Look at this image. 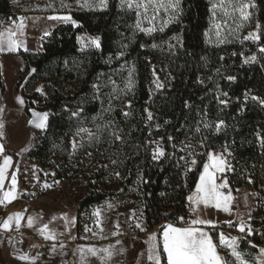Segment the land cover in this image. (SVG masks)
<instances>
[{"label": "trees", "instance_id": "obj_1", "mask_svg": "<svg viewBox=\"0 0 264 264\" xmlns=\"http://www.w3.org/2000/svg\"><path fill=\"white\" fill-rule=\"evenodd\" d=\"M248 1L250 17L242 29L215 40L210 0H181L179 13L171 10L165 22L152 27L120 0H107L104 7L92 0H0V19L8 22L20 15L70 14L79 24L56 27L37 53L19 52L21 77L36 70L23 95L28 118L32 108L52 113L28 160L41 167V176H85L91 192L80 203L79 226L83 212L115 196L108 185L112 179L127 192L137 189L147 231L163 224L183 227L193 218L188 199L208 155L221 150L230 155L225 174L230 188L246 187L262 204L253 216V236L242 241L241 250L264 246V0ZM138 20L141 28L155 30L141 31ZM254 32L258 41L245 39ZM80 34L99 37L101 48L83 47ZM252 56L256 60L245 63ZM38 84L45 94H30ZM5 93L0 66V109ZM98 116L112 124V136L109 132L107 144L89 157L97 165L88 176L72 157V142ZM157 144L165 152L160 160L153 159ZM89 150L78 157L84 160ZM162 259L166 264L165 255Z\"/></svg>", "mask_w": 264, "mask_h": 264}, {"label": "rangeland", "instance_id": "obj_2", "mask_svg": "<svg viewBox=\"0 0 264 264\" xmlns=\"http://www.w3.org/2000/svg\"><path fill=\"white\" fill-rule=\"evenodd\" d=\"M92 1L98 2L100 0ZM136 2H140V0H136ZM159 2L160 0H157V3ZM164 2L166 3L167 0H164ZM210 3L212 9L211 34L215 40L232 37L236 31L242 29V25L249 19H242L239 12L242 4H248L247 11L250 13L251 2L248 0H210ZM171 10L169 9L166 12L163 8H160L158 11H155L154 5H149L147 13H144L143 9L140 10V16L144 23H149V27H152L154 24L165 22L168 18L166 13H169ZM53 15H30L28 18L26 15H20V17L24 18L26 25L23 29V34H21L17 27L20 23V17L17 21L10 22L0 19V33H3V37L6 40L8 32H14L13 38L23 42L28 49L27 51H24L23 48L20 50L27 53H37L42 50L40 43L42 39L40 36L42 34L46 36V32L52 33L53 30L50 31V28L59 24L73 25L71 22L65 23L48 19L49 16ZM145 16L149 18L155 17V19H145ZM73 26L74 28L78 27ZM90 38L95 37L80 34L79 42L85 47L91 44ZM20 50L18 52H8L7 50L0 52V66L6 86V93L1 107L3 111L0 116V122L4 124L2 130L3 136L0 137V144L4 145V152L2 158L0 155V164H3L5 156L12 158V163L7 172L8 178L5 180L3 188L0 189V198H3V204L7 207L5 220L10 215L20 213L22 218L19 228L23 229V234L28 238H36L40 235L44 238L39 229L45 224L48 225V232L55 234V239L49 240L56 243L51 245L48 252H46L47 249L44 248L46 246L45 243H42V241L39 243L38 241L41 247L40 250L47 253L48 264H154V261H150L147 258L148 248L151 243L149 237L151 234L157 233L158 240H160L159 233L161 228L157 232L146 230L142 212L143 205L136 188H132L127 192L124 188L113 185L112 179H110L108 185L113 186L112 191H114L115 196L105 203L95 206L87 212H83L80 215L79 226L78 209L80 203L91 192L85 176L79 173V175L66 180L53 179V177L49 176L48 172L44 173V176H41V172L43 171L41 167L28 160V154L35 145L36 137H40L43 133L35 131L28 124L29 118L25 111L26 103L23 95L33 71L24 78L21 77L24 62L19 54ZM19 83L20 88H18ZM37 89H42V92L37 91ZM33 92L44 95L45 88L42 84H38L29 93ZM20 99L23 100L22 104L20 103ZM36 106L39 108L40 104L36 103ZM49 113L52 114L51 112ZM105 119L106 117L98 116L95 119L94 126L83 128L91 132V136L88 135V132L78 131L75 134L73 139L76 142L75 150L73 149L72 142V157L80 161V164L84 167L82 173L85 172L88 176L91 175L89 172L92 168H95L97 165V161L89 157H93L95 153L99 154V150L110 139L109 132L112 136V124H107ZM88 149H90V152H87V158L81 160L78 155L85 154V151ZM213 153L217 156L222 154L228 162V153L224 154L221 150H217L209 154ZM160 159L162 157L158 158V160ZM208 163H210L209 155ZM103 166L104 164L99 163V167ZM203 170L200 176L203 174ZM227 170L228 168L223 172L215 173L217 184L227 180L225 178ZM13 175L16 177L14 190L11 180ZM200 176L197 185L200 184ZM37 183H41L42 185L38 191V195L31 201L24 200L23 195L29 190H34ZM45 185H50V187H45ZM196 187L190 196H195ZM100 189L103 190L104 188ZM220 191L225 195L230 193L233 197L230 205L231 214L224 212L222 209H217L214 205L210 204L206 206L203 203L197 205L194 201L188 199L189 209L193 217L192 220H211L215 223V228L209 230L205 227L210 226L208 224H196L192 225V227L209 233L213 242L217 245L219 254L228 264H239V262L235 260V257L231 256L230 249L220 244L219 235L222 232L226 238H237L238 251L243 254V259L251 264L253 259L259 255V248L264 247H258V252L241 250L242 241L250 240L253 236V216L258 205L256 196L246 187H240L235 192L230 188L228 181L227 187L220 189ZM8 192H12L15 197L11 202L5 198V193ZM109 205H112V207H109ZM97 209L100 211L99 217L94 215ZM133 211L135 212V217L132 215ZM65 216H67V220L64 219ZM29 217H33L32 227L27 226ZM238 217L245 218L238 219ZM98 220L100 221L99 224L97 223ZM192 220L187 224L191 223ZM241 220L251 226L252 235L247 234V227L244 232L239 231ZM228 222H231V224ZM137 223L141 225L140 228L136 227ZM117 225L119 226L117 227ZM13 226H16L15 222H13L11 228ZM101 228H103V231H101ZM141 228L144 230H141ZM3 237L4 235L0 234V264H33V262L36 264V259H19L20 256H24L23 251H20V253L10 251ZM250 242L254 244L253 241ZM53 248L55 251H53ZM80 248L85 250L95 248L97 249V253L96 255H92L85 251L83 253L85 259L81 260V253L78 251ZM105 248H109L112 251L113 255L111 258H108L105 252L100 251ZM164 255L166 257V254L161 253L162 258Z\"/></svg>", "mask_w": 264, "mask_h": 264}, {"label": "snow or ice", "instance_id": "obj_3", "mask_svg": "<svg viewBox=\"0 0 264 264\" xmlns=\"http://www.w3.org/2000/svg\"><path fill=\"white\" fill-rule=\"evenodd\" d=\"M15 3L16 0H13ZM180 2L181 0H167L165 3L164 0H160L159 3H157V0H140V2H136V0H120V6L123 8L124 6H127L128 8H133L137 10V15H140V10L143 9L144 13L148 12L149 5H154V10L158 11L160 8H163L166 12L169 9L174 10L175 12L179 13L180 11ZM101 7H104L107 5V0H100ZM254 6V5H252ZM249 7L248 4H242L239 8L240 16L242 19H248L250 13L247 11V8ZM20 23L17 25L18 29L20 30L21 34H23V29L26 27L24 23V18L20 17ZM48 19L50 20H56V21H62L65 23L71 22L75 26H79L75 20L72 19L71 15H53L49 16ZM145 19H155V17H147L145 16ZM170 19H174V17H170ZM137 28H140L141 31H144L146 33H151L154 31V28H141L140 27V21H137ZM259 28V25H257ZM162 30V29H161ZM46 35L50 33H45ZM15 33L12 31L8 32L7 39L5 40L3 37V33H0V52L8 51V52H18L21 48L24 49V51H27L28 49L24 45L23 42L17 41L14 39ZM173 39L179 40V37H173ZM245 39H250L253 41H258L260 39V35L258 32L249 33ZM91 46H94L96 49L101 48L100 38H90ZM152 47H157V45L153 44ZM171 47V45H170ZM261 52H264V47L260 48ZM256 57L252 56L249 58V60H246L245 63H248L250 61H255ZM33 72H35V69H32ZM230 80H234V77H228ZM93 87H98L97 85H93ZM157 87H162V85L157 84ZM37 91H41L42 89H37ZM224 96H227L228 94L225 92L223 93ZM253 99H256L255 97ZM20 103H23V100L20 99ZM220 103L227 104V100H221ZM261 103H264V101H261ZM3 109H0V112H2ZM82 111V109L80 110ZM72 115H79V112H74ZM125 115H128V113H125ZM33 116L36 118L33 121H30L31 124H33L36 128L40 130H46L47 129V122H48V116L49 113H37L33 112ZM148 119H152V113L148 112ZM221 124L223 121L220 122ZM3 128L4 124L0 122V137L3 136ZM219 130V125H217V131ZM80 132H88V135L91 136L92 133L89 132L87 129H80ZM114 135H116L114 133ZM116 139H120L119 135H116ZM171 139V137H169ZM261 146L264 147V140H261ZM76 148V142L73 141V149ZM27 150V149H25ZM4 152V145L0 144V155H2ZM165 155V152L163 148L157 144V148L153 153V159H158L159 157H163ZM210 163L204 165L203 174L200 176V184L196 187V194L195 196H190L189 200L194 201L197 205L203 203L204 205H214L217 209H222L224 212L231 214L230 205L233 200V197L229 193L228 195H225L220 189H223L227 187V180H224L222 183L217 184L215 181V173L216 172H223L226 168H230L231 166L228 164L226 159L223 157V155L217 156L216 154H209ZM12 163V158L10 156H5L3 159V164H0V189L3 188L5 180L7 177L8 168L10 167ZM193 164L196 163L195 160L192 161ZM119 175V173H117ZM12 180V186L13 190L15 188L16 184V177L13 175L11 177ZM45 187H50V185H45ZM5 198L8 199L9 202H11L12 199L15 197L13 196L12 192L5 193ZM4 201L0 200V204H3ZM109 207H112V205H109ZM97 217L100 215L99 209H97L94 213ZM133 217H135V212H132ZM22 215L20 213H16L14 215H10L7 217V219L3 222L0 227H2L5 230H10L13 222H15V225L17 228L20 227V221H21ZM65 220H67V216L64 217ZM183 220V217L180 218ZM97 223L99 224L100 221L98 220ZM231 224V222H228ZM196 224H208L212 227H215L214 221L211 220H192L191 225ZM27 226L32 227L33 226V217H29L27 221ZM119 225H117L118 227ZM136 227L140 228L141 225L139 223L136 224ZM247 227V234L252 235V228L250 225L246 224V222L242 221L239 224V231L244 232L245 228ZM141 230H144L141 228ZM101 231H103V228H101ZM39 232L44 235L45 239H55L54 233L48 232V225H43ZM161 239L158 240L157 233H153L150 235L149 239L151 241L149 248H148V260L154 261V264H161V253L166 254V264H228L227 261L224 260V258L219 254L217 251V245L213 242L212 237L209 235V233L202 231L199 228H195L192 226L188 227H174L172 224H168L166 226H163L160 233H159ZM219 241L220 244L224 245L226 248L231 250V256L235 257V260L239 262V264H249L248 261L243 259V254L238 251V243L237 238L233 237L231 239L226 238L224 234L221 232L219 235ZM251 247H257L254 244H251ZM63 247V245H62ZM53 251L55 249L53 248ZM78 251L81 253V260H84L85 257L83 253L87 251L88 253H91L92 255H96L97 249L95 248H88L83 249L80 248ZM100 251L105 252L107 254L108 258H111L113 255L112 251L109 248L101 249ZM19 259L22 260H28V256H20ZM34 264V262H33ZM251 264H264V247L259 248V255L256 256Z\"/></svg>", "mask_w": 264, "mask_h": 264}, {"label": "crops", "instance_id": "obj_4", "mask_svg": "<svg viewBox=\"0 0 264 264\" xmlns=\"http://www.w3.org/2000/svg\"><path fill=\"white\" fill-rule=\"evenodd\" d=\"M29 16H27V18H28ZM59 25H62V24H59ZM59 25H56L55 27H53V28H50V31L51 30H54L56 27H58ZM45 35L44 34H42L41 36H40V38H43ZM3 156L1 155V158H2ZM0 158V159H1ZM239 188H237L236 190H235V192L238 190ZM23 197H24V195H23ZM0 200H3V198L1 199L0 198ZM24 200H26L25 199V197H24ZM26 201H28V200H26ZM31 201V200H30ZM4 205V204H3ZM188 206H189V201H188ZM5 218L6 217H4V220H3V222L5 221ZM245 217H238V219H244ZM3 224V223H2ZM1 224V225H2ZM166 225H168V224H163V225H160V226H158V227H156L155 229H153V230H150L149 232H152V231H156L157 232V230H159V228H161L162 229V227L163 226H166ZM174 227H179V226H175V225H173ZM188 226H192L191 225V223H189V224H187V225H185V226H183V227H188ZM13 227H16V226H13ZM12 227V228H13ZM205 227H207V229L209 230V229H213V228H215V227H212V226H205ZM11 228V229H12ZM10 229V230H11ZM22 229V228H21ZM10 230H5V229H3L2 227L0 228V234H3L4 235V237H3V240H4V242L6 243V245L8 246V249L10 250V251H13V252H17V253H20V251H23V253H24V256H28V251L30 250V249H34V255L32 256V257H29V260H34V259H36V264H48V258H47V253H45V252H43L42 250H40L41 249V247H40V245H39V243H38V241H42V243H45V247L44 248H46L47 249V251L46 252H48V250H49V247L51 246V245H53V244H55L56 242H51L49 239H45V238H43V236H39V237H36V238H28V237H26L24 234H23V229H22V234L24 235V239H25V241H24V244L23 245H21V246H18V245H11V243L9 242V240H8V233L10 232ZM148 232V233H149ZM210 232V231H209ZM160 237V236H159ZM24 249V250H23ZM45 249V250H46ZM217 251H218V249H217ZM219 252V251H218ZM60 254V253H59ZM163 260V259H162ZM162 260H161V264H162Z\"/></svg>", "mask_w": 264, "mask_h": 264}, {"label": "built area", "instance_id": "obj_5", "mask_svg": "<svg viewBox=\"0 0 264 264\" xmlns=\"http://www.w3.org/2000/svg\"><path fill=\"white\" fill-rule=\"evenodd\" d=\"M51 40H52V33L44 36L40 42L41 47L49 44ZM229 157H230V155H228V159H229ZM41 186H42L41 183H37L34 190H29L28 192H26L24 194L25 199L26 200H32L35 196H37L38 191L41 188ZM258 205H262V204L259 202ZM6 213H7V207L3 204H0V225L3 223V220H4ZM8 240L12 246L13 245H18V246L23 245L24 244V236L22 234V229L17 228V227H13L10 230V232L8 233ZM39 243H41V242L39 241ZM33 255H34V249H30L28 251V257H32Z\"/></svg>", "mask_w": 264, "mask_h": 264}, {"label": "water", "instance_id": "obj_6", "mask_svg": "<svg viewBox=\"0 0 264 264\" xmlns=\"http://www.w3.org/2000/svg\"><path fill=\"white\" fill-rule=\"evenodd\" d=\"M33 112H37V113H45V112H47V111H41V110L36 109V108H32V109L29 110V121H28L29 126H30L31 128H33L35 131H37V132L45 133V132L47 131V129H48V126H49L50 122H51V115L49 114V116H48L47 129H46V130H40V129L36 128L33 124L30 123V121H33L34 119H36V118L33 116ZM47 113H48V112H47Z\"/></svg>", "mask_w": 264, "mask_h": 264}]
</instances>
